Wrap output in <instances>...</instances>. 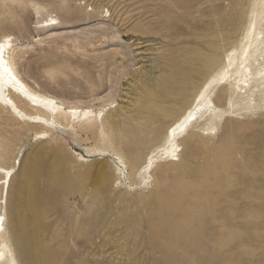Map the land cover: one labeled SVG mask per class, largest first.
<instances>
[{
  "label": "rangeland",
  "instance_id": "rangeland-1",
  "mask_svg": "<svg viewBox=\"0 0 264 264\" xmlns=\"http://www.w3.org/2000/svg\"><path fill=\"white\" fill-rule=\"evenodd\" d=\"M218 1L0 0L10 60L60 105H23L53 127L0 106V165L12 174L2 213L20 264H264V94L229 105L226 84L206 91L216 60L182 94L152 96L174 56L208 52L188 38L230 32L224 58L264 4ZM202 97L226 111L170 154L168 128Z\"/></svg>",
  "mask_w": 264,
  "mask_h": 264
},
{
  "label": "bare ground",
  "instance_id": "bare-ground-1",
  "mask_svg": "<svg viewBox=\"0 0 264 264\" xmlns=\"http://www.w3.org/2000/svg\"><path fill=\"white\" fill-rule=\"evenodd\" d=\"M213 9L217 11L221 9L230 11L233 9V1L220 0L214 3ZM193 21L192 26L194 24L204 28H214L212 24L204 22L201 18ZM219 23L222 26L226 25L224 19L220 20ZM249 23L246 27V35L243 39L237 40V44L225 53L224 58H221L219 42L224 39L228 40L230 32L223 33L222 37L220 35H213L211 41H198L194 38H188V41L198 43L208 52L188 50L184 55L174 56L168 64L169 68L166 71L168 74L158 80V88L152 96L155 99H160L174 92L182 94L191 86L194 77L216 60H222L223 70L219 75L212 77L207 82L208 88L206 91L212 85L219 84L220 82L226 84L227 89L219 91L218 97L226 100L225 103L229 105L234 104L236 97L245 99L255 93L264 94V4L260 6L259 16L254 17ZM0 44L3 45L5 66L10 69L12 76L19 81V83L9 82L8 76L0 79V106L8 108L11 114L17 119L53 127L56 124L54 118L40 113H29L23 105L43 108L46 112L48 111L53 115L60 111L58 101L52 95L35 90L22 78L15 64L10 60L9 53L13 47L10 35L0 37ZM202 87L201 85L200 89ZM206 91L204 90V93ZM218 106L221 107L215 101L202 97L194 108L186 111L167 130L168 137L172 142L168 152L173 154L177 142L180 139L189 143L198 137L200 133L196 130V127L201 124L204 117L208 116L213 118L214 116L223 115L226 109L218 111ZM68 109L70 115L74 116H86L89 111L83 110L78 106H69ZM0 169L4 170L0 171V188L2 189L0 193V218H2L0 219V264H20V257L18 258L16 249L11 243V239H16L17 232L11 230L12 238L10 239L8 236V228L9 226H15V221H7L5 223L4 214L2 213L3 204L5 203L3 200L4 194L9 187L7 178L12 175H8V173H11V168H5L0 165Z\"/></svg>",
  "mask_w": 264,
  "mask_h": 264
},
{
  "label": "snow or ice",
  "instance_id": "snow-or-ice-1",
  "mask_svg": "<svg viewBox=\"0 0 264 264\" xmlns=\"http://www.w3.org/2000/svg\"><path fill=\"white\" fill-rule=\"evenodd\" d=\"M5 63L6 62L3 58V45L0 44V79H2L4 76H8L9 82L19 83V81H17L15 79V77L12 76L10 69L5 66ZM0 171H4V170L0 169ZM8 175H11V173H8ZM0 219H2V218H0Z\"/></svg>",
  "mask_w": 264,
  "mask_h": 264
}]
</instances>
